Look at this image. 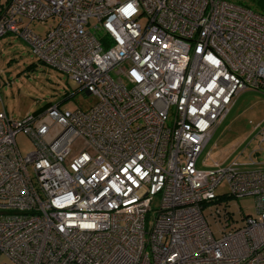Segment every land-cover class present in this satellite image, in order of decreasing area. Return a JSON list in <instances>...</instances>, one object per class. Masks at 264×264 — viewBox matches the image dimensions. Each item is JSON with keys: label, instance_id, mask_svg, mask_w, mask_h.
I'll use <instances>...</instances> for the list:
<instances>
[{"label": "built area", "instance_id": "built-area-1", "mask_svg": "<svg viewBox=\"0 0 264 264\" xmlns=\"http://www.w3.org/2000/svg\"><path fill=\"white\" fill-rule=\"evenodd\" d=\"M48 19L44 35L29 26ZM7 34L94 101L16 119L0 109V258L264 264V168L209 151L196 167L236 96L264 91L263 14L227 0H0ZM222 195L252 196L254 214L234 226L212 210L216 238L203 210Z\"/></svg>", "mask_w": 264, "mask_h": 264}, {"label": "rangeland", "instance_id": "rangeland-1", "mask_svg": "<svg viewBox=\"0 0 264 264\" xmlns=\"http://www.w3.org/2000/svg\"><path fill=\"white\" fill-rule=\"evenodd\" d=\"M227 1L244 4L242 0ZM52 22V19L34 21L29 26L37 34L44 35ZM0 96V109L4 108L13 119L55 104L63 110L86 109L94 101L91 95L78 91L77 84L65 73L38 61L28 44L14 34L0 37ZM263 126L264 91L249 89L240 92L226 118L201 151L196 167L207 168L210 161H201L209 151L210 159L224 163V166L234 160L238 163H251V158L254 163L248 167L264 168V144H260L259 136ZM14 139L21 155L33 150L32 140L24 133H17ZM216 191L225 193V184L222 183ZM214 209L222 213L227 211L230 215L229 224L239 226L242 214H254V199L252 196L230 198L222 195L219 202L203 210L211 232L218 238L221 224L211 216ZM0 264L13 263L1 257Z\"/></svg>", "mask_w": 264, "mask_h": 264}, {"label": "trees", "instance_id": "trees-1", "mask_svg": "<svg viewBox=\"0 0 264 264\" xmlns=\"http://www.w3.org/2000/svg\"><path fill=\"white\" fill-rule=\"evenodd\" d=\"M241 5L248 7V5H246V4H241ZM255 6L258 9V10H255V11H257L258 13H261V14L264 15V0H256ZM47 107L48 106H46L45 108H47ZM45 108H43V109H45Z\"/></svg>", "mask_w": 264, "mask_h": 264}, {"label": "crops", "instance_id": "crops-1", "mask_svg": "<svg viewBox=\"0 0 264 264\" xmlns=\"http://www.w3.org/2000/svg\"><path fill=\"white\" fill-rule=\"evenodd\" d=\"M244 2V4L248 5L249 8L253 9V10H258L255 6L256 0H242ZM240 4V3H239ZM228 114V113H227ZM227 116V115H226ZM226 118V117H225ZM224 118V119H225ZM224 121V120H223ZM222 121V122H223ZM217 130V129H216ZM214 135V134H213Z\"/></svg>", "mask_w": 264, "mask_h": 264}]
</instances>
